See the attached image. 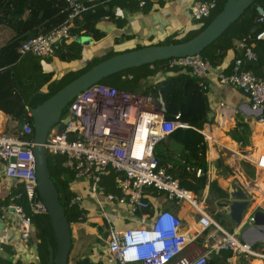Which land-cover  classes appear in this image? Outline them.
<instances>
[{"label":"built area","instance_id":"built-area-1","mask_svg":"<svg viewBox=\"0 0 264 264\" xmlns=\"http://www.w3.org/2000/svg\"><path fill=\"white\" fill-rule=\"evenodd\" d=\"M94 2L95 0H86ZM144 6L147 0H133ZM174 1V0H163ZM68 14L66 19L47 34L26 39L20 45V54H31L39 59L52 55L63 42L74 40L70 33L74 20L88 9L82 0H65ZM215 0H197L191 7V15L201 21L216 9ZM258 31L256 40H264V8L256 5ZM237 48L243 52L235 59L230 71L218 70L217 81L238 88L250 100L253 109L258 110V123H264V78L250 70H244V59H256L253 44L240 40ZM169 68H187L204 85L203 78L211 71L210 61L201 53L172 57L166 60ZM131 77V76H129ZM165 106L161 95L157 98L144 90H118L113 86L97 82L78 93L63 111L57 123L46 137L44 147L47 155L63 157L60 165L73 172L74 178H81L89 184V190L103 211V203L125 205L130 214L152 210L148 190L164 193L167 200L187 205L196 217L192 230H183V219L166 208L153 212L147 224L118 228L108 220L107 247L115 264H209L213 254L221 250L230 251L238 258L264 259V250L256 249L236 232H230L209 214L196 195L158 165L154 147L173 130L186 126L175 119L165 117ZM9 116L0 109V160L2 175L20 183L21 191L15 198H23L22 204L1 205L4 212L12 209L18 215L19 233L23 241H28L34 232L33 215L47 214L46 206L37 194L35 157L31 150L33 126L22 124L17 132L8 129ZM241 144V142H239ZM235 153H232L234 155ZM242 158L254 168V178L238 172L236 179L249 195L250 203L259 198L264 201V151L244 153ZM114 174L113 183L117 192H106L104 178ZM203 172L196 170L199 176ZM264 175V174H263ZM80 210L78 220H83L85 212L76 197L70 200ZM251 222L252 217L249 216ZM204 236L203 248L196 247L194 240ZM1 240V238H0Z\"/></svg>","mask_w":264,"mask_h":264},{"label":"trees","instance_id":"trees-1","mask_svg":"<svg viewBox=\"0 0 264 264\" xmlns=\"http://www.w3.org/2000/svg\"><path fill=\"white\" fill-rule=\"evenodd\" d=\"M82 1L86 2L89 7L74 20L70 33L92 35L94 39L104 36V32L98 30L96 25L104 18L113 17L112 3L102 4L101 0ZM215 1L216 12L211 13L208 20H206L207 18L204 20L199 30L182 40H168L161 44L182 42L199 33L222 10L226 0ZM254 2L264 8V0H255ZM67 14L65 0H0V27L7 28L12 32L6 40L0 43V109L21 126L25 122L32 125L29 115L31 106L44 101L95 64L117 54V52L112 54L108 52L99 57H93L80 69L70 70L60 78L52 79L50 73L43 71L39 58L28 53H19L18 49L22 42L28 38L49 33L66 19ZM256 26H258V12L256 8L249 7L218 39L205 48L201 55L215 67L222 63L228 50L235 49V40H243L249 45L253 44L256 59L254 61L244 59L242 68L264 78V40H256L255 35L259 27L252 31ZM261 29H264V24L261 25ZM81 50L80 43L74 40L63 41L53 54L62 60L71 61L81 57ZM239 52L240 54L236 53V57H242L243 52L240 50ZM88 65L90 66L86 70L76 74L69 81H65L67 76H72ZM187 71H189L187 68H169L166 60H161L112 74L99 82L113 86L118 90L135 91L143 85V79H147L157 72H174L163 79L143 85L145 93L155 98L161 95L166 109V118L174 120L176 114H179L177 120L186 125L175 128L171 134L155 145L154 155L158 165L170 173L182 187L192 191L196 196H202L208 186L209 195L218 199H226L227 191L221 188L215 179L209 180L207 176V140L201 132L208 122V112L211 110L207 90L205 84L200 85L199 80ZM38 91H43V93L40 94ZM235 128L229 131L232 138L237 137ZM242 133L248 135L247 126H242ZM62 160V156L47 155L50 174L59 197L64 203L65 215L70 223L79 217L80 211L76 205H70L73 193L70 191L68 183L73 178V172L61 167ZM240 165L248 177L254 178V168L248 162L241 161ZM197 169H201L203 172L199 176L196 175ZM113 177L114 174L111 173L103 180L106 192H117ZM21 189V186H18L7 200L22 204L29 212L26 201L23 198H15L14 194ZM9 201H4L3 204H9ZM139 214L141 212L136 215ZM32 219L36 224L39 264H50L48 246L53 248L54 255L56 252L51 222L46 214L39 218L33 216ZM259 244L262 243H256L254 246ZM229 256H231L230 251L221 250L213 254L209 264H218L220 257L225 260Z\"/></svg>","mask_w":264,"mask_h":264},{"label":"crops","instance_id":"crops-1","mask_svg":"<svg viewBox=\"0 0 264 264\" xmlns=\"http://www.w3.org/2000/svg\"><path fill=\"white\" fill-rule=\"evenodd\" d=\"M195 1L197 0H147L144 6H139L133 0H101L102 4L112 3L113 11V17L104 18L96 25L98 30L104 32V36L94 39L92 35H82L89 36L92 43L82 45L81 57L76 60L65 61L54 54L45 59H39L43 71L50 73L52 79H58L70 70L80 69L93 57H99L108 52L118 53L137 47L158 45L168 40H182L199 30L205 20L198 21L192 17L190 7ZM238 41L240 40L234 41L235 49L226 52L222 63L215 67L212 66L211 71L203 78L210 112H212L201 131L207 140V176L209 180L215 179L218 185L226 191L232 175L229 179H224L215 173L219 160H222L229 170L234 167L239 173L245 175L240 165L241 161H246L242 155L264 151V123H258L255 120L259 111L252 108L248 97L238 88L230 84H221L216 77L218 70L225 72L231 70L235 59L238 58L236 53L240 54L237 48ZM187 72L190 73V71ZM173 73L157 72L142 81L149 84ZM9 120H11L10 116ZM11 121L14 122V120ZM14 126H17L19 130L21 125L15 121ZM242 126L248 127V135H243ZM233 128L236 129V138L229 135V131ZM232 153L235 154L232 155ZM2 166L3 163L0 160V264H39L36 247V224L33 222L34 232L30 239L25 242L19 233L20 220L18 215L12 209H7L4 212L1 210L4 201H9L7 198L16 191L18 186H21L20 183L8 180L2 175ZM87 184L83 179L74 177L68 183L73 198L78 199V203L85 212L83 220H78L77 217L70 222L72 243L68 264L71 261H74L75 264H115L106 242L109 226L106 215H109V209L114 210L115 207L118 208V212H115L118 217L114 225L118 228L147 224L155 210L166 208L183 219V230H192L196 215L187 205L167 200L164 193L148 190V199L151 202L152 210L133 215L129 213L125 205H116L108 201L103 203V211H101L96 197L87 192ZM203 194L205 197L209 196L208 186H206ZM10 203L13 201L10 200ZM256 204L255 208L253 206L251 209L247 208L245 213L249 214L246 219L251 216L250 211L253 208L264 210V201ZM33 216L39 218L44 214L37 213ZM104 224H107L105 229L102 228ZM230 225L233 224L230 223ZM230 232H235L233 226ZM203 240L204 236L197 237L194 240V245L203 248ZM247 242L250 243L251 241L247 240ZM256 243H262L254 246L257 250H264L263 240H257L254 244ZM263 263L264 259L238 258L232 255L225 260L222 257L218 259V264Z\"/></svg>","mask_w":264,"mask_h":264},{"label":"water","instance_id":"water-1","mask_svg":"<svg viewBox=\"0 0 264 264\" xmlns=\"http://www.w3.org/2000/svg\"><path fill=\"white\" fill-rule=\"evenodd\" d=\"M255 0H226L222 10L195 36L188 40L172 43L147 45L137 49L115 54L89 68L69 83L65 84L44 101L29 108L33 126L31 150L35 157L37 194L46 206L55 238V255L49 245L50 264H68L71 250V229L64 203L60 199L54 180L50 174L47 153L44 143L50 130L60 122L63 111L71 100L91 85L108 76L156 61L168 60L172 57H183L201 53L234 23L243 12L256 8ZM258 26L253 27L252 31ZM74 41L81 45L92 43L89 36L76 35ZM43 93V91H38ZM212 112H208L211 116ZM215 173L230 178V170L219 160ZM228 197L216 201V207L222 210L223 218L233 224L235 232L243 240L254 244L257 240L264 241V210L255 209L251 212V222L245 218V211L250 205L249 195L236 178L229 180Z\"/></svg>","mask_w":264,"mask_h":264},{"label":"rangeland","instance_id":"rangeland-1","mask_svg":"<svg viewBox=\"0 0 264 264\" xmlns=\"http://www.w3.org/2000/svg\"><path fill=\"white\" fill-rule=\"evenodd\" d=\"M215 12H216V10H213V11H212V14L215 13ZM206 20H208V18H207ZM11 33H12V32H11L9 29H7V28H3V27H0V43H2L4 40H6V39L10 36ZM112 53H115V52H110V54H112ZM117 54H118V53H117ZM89 66H90V65H88V66H86L85 68H83V69L77 71V72H76L75 74H73L72 76H67L66 79H65V81H69V80L72 79L76 74H79V73L83 72V71L86 70ZM60 84H62V83H60ZM143 84H146V83L143 82ZM138 89H139V90H144L143 85H142L140 88H138ZM45 91H46V90H45ZM11 120H12V119H11ZM11 120H9V122H8V129H9L10 132H17V131H18V127H17V126H14V125H15V121L13 122V121H11ZM230 173H231V175H232V178H237L236 175H238V172H237V170H236L234 167H232V168L230 169ZM263 174H264V172L262 173V181L264 182V175H263ZM245 176L248 177L246 174H245ZM87 192H88L89 194H91V192H90V190H89V184H87ZM196 197L198 198L199 201H201V202L203 203V205H204V207H205V210H206L209 214H211V215L216 219V221H217L218 223H220L225 229L232 231V226H233V225L231 226L229 222H227V221L224 220L222 210L219 209L218 207H216V201H217V200H221V199H218V198H216V197H214V196H212V195H209L208 197H205L204 194H203L202 196H196ZM226 199H227V198H226ZM258 202H259V198H257L256 200H252L248 208L251 209L252 206L255 208V207L257 206L256 203H258ZM254 208H253L250 212L254 211V210H255ZM116 211L118 212V208H116V207H115L114 210L109 209V215H112V217H113V222H112L113 225L115 224V220H116V218L118 217V216H117V213H115ZM110 212H111V213H110ZM114 213H115V214H114ZM248 214H249V213H248ZM248 214H247V212L245 213V218L247 217ZM46 215L48 216V214H46ZM106 219H107V218H106ZM116 222H117V221H116ZM106 226H107V224H104V225H102V228L105 229ZM233 228H234V227H233ZM68 262H69V261H68ZM69 264H75V262H74V261H71V263H69Z\"/></svg>","mask_w":264,"mask_h":264}]
</instances>
